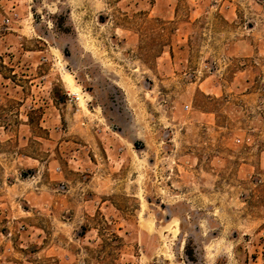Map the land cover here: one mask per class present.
Returning <instances> with one entry per match:
<instances>
[{
  "label": "rangeland",
  "instance_id": "374dc122",
  "mask_svg": "<svg viewBox=\"0 0 264 264\" xmlns=\"http://www.w3.org/2000/svg\"><path fill=\"white\" fill-rule=\"evenodd\" d=\"M0 264H264V0H0Z\"/></svg>",
  "mask_w": 264,
  "mask_h": 264
},
{
  "label": "bare ground",
  "instance_id": "6f19581e",
  "mask_svg": "<svg viewBox=\"0 0 264 264\" xmlns=\"http://www.w3.org/2000/svg\"><path fill=\"white\" fill-rule=\"evenodd\" d=\"M66 73V72H65ZM68 80H69V78H68ZM72 80V79H71ZM75 94V93H74ZM75 97V96H74Z\"/></svg>",
  "mask_w": 264,
  "mask_h": 264
}]
</instances>
